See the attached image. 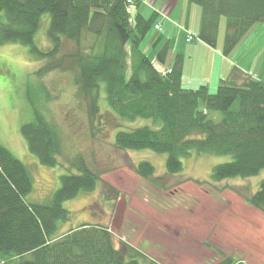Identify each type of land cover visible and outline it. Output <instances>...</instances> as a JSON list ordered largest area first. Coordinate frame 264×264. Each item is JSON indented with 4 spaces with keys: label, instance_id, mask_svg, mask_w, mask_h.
<instances>
[{
    "label": "trees",
    "instance_id": "obj_1",
    "mask_svg": "<svg viewBox=\"0 0 264 264\" xmlns=\"http://www.w3.org/2000/svg\"><path fill=\"white\" fill-rule=\"evenodd\" d=\"M189 1L202 9L198 39L209 47L216 46L220 17L226 19L225 56L264 20V0ZM43 14L49 15L47 50L34 43ZM153 18L128 14L124 0H0V45L28 47L36 60L44 62L35 72L41 79L54 71L72 74L78 95L88 104L91 123L101 99L117 119L153 122L155 127L116 133V150L164 154L170 175L182 171L181 159L191 152L230 156V161L213 166L214 183L260 174L264 171V82L233 68L214 92L207 86L183 88V57H171L167 42L154 60L140 50L154 26ZM168 69L170 73L163 75ZM213 113L220 114L218 121L211 118ZM20 133L41 165H57L62 155L58 130L36 108ZM67 170L48 200L29 201L30 168L0 144V263L158 264L127 244L117 247L108 225L84 223L60 233L70 219L65 201L92 193L100 185L110 189L81 155L67 161ZM133 171L157 182L148 161H139ZM103 197L109 200L107 193ZM243 199L264 214V178L258 190ZM221 255L218 264H244Z\"/></svg>",
    "mask_w": 264,
    "mask_h": 264
},
{
    "label": "rangeland",
    "instance_id": "obj_2",
    "mask_svg": "<svg viewBox=\"0 0 264 264\" xmlns=\"http://www.w3.org/2000/svg\"><path fill=\"white\" fill-rule=\"evenodd\" d=\"M131 13L145 19L154 17L153 23L161 25V32L153 27L148 30L140 44L143 54L154 60L160 45L169 42L170 51L183 57V88H191L192 81L195 88L206 86L199 82L210 75L212 58L198 39L202 20L199 5L189 0H139ZM48 25L49 15L43 14L34 39L35 45L45 50L50 47ZM225 30L226 19L220 17L216 46L210 47L217 54H223ZM188 35L193 37L190 43L185 41ZM237 47L241 48L233 60L240 55L255 63V57L264 52V20L256 23ZM43 63L28 47L0 45V144L30 168L33 188L27 200H48L59 187V176L68 173L67 161L77 155L110 187L100 185L92 193L65 201L63 207L70 219L62 224L60 233L84 223L108 225L117 247L127 244L158 264H218L223 260L221 254L235 262L264 264V214L243 199L258 190L264 171L246 179L214 183L213 166L230 161V156L191 152L181 159L182 171L170 175L165 171L164 154L116 150V133L155 127L153 122L117 119L101 99L91 123L88 104L78 95L73 75L54 71L41 79L35 72ZM262 63L258 74L264 82V60ZM155 65L164 67L158 62ZM209 90L214 92L215 87ZM33 107L58 130L62 155L55 167L41 165L20 133V127L32 121ZM211 116L220 119L219 113ZM139 161L153 165L158 178L155 184L133 171ZM104 193L109 200L104 199Z\"/></svg>",
    "mask_w": 264,
    "mask_h": 264
},
{
    "label": "crops",
    "instance_id": "obj_3",
    "mask_svg": "<svg viewBox=\"0 0 264 264\" xmlns=\"http://www.w3.org/2000/svg\"><path fill=\"white\" fill-rule=\"evenodd\" d=\"M156 24H159V23H155L154 25H156ZM161 31H162V29H161ZM167 43L169 45V42H167ZM163 44H161L160 47ZM202 46L204 48H206L208 50V52L211 53V58H212L211 69H212V71H211L210 75L205 80H203L204 82H199V83L205 84L208 88L209 87H213V88L215 87L216 88L219 81L221 79H225L226 77H228L230 75L231 71L233 70V68L240 69L242 72L250 74L255 79H258V80L260 79L259 74H258L259 73L258 69L263 66L262 61L264 60V57H263L264 52L262 53V55L258 56V58L255 57V63L251 64L247 60H244L240 55H238L239 57H237V58H235V60H233V57L236 56V54H238L237 52H238L239 48H241V47L236 46L234 48V50L229 55L225 56L223 54H217V53L211 51L210 47L204 43H202ZM169 49H170V47H169ZM169 54L171 57H173L175 55V52L170 51ZM214 68H215V72H216L215 75H214ZM183 77H184V73H183V68H182V82H183ZM193 83H194L193 81L190 82L189 84L191 85L190 86L191 88H186V89H196L195 87L197 84H193ZM182 87H183V85H182Z\"/></svg>",
    "mask_w": 264,
    "mask_h": 264
},
{
    "label": "built area",
    "instance_id": "obj_4",
    "mask_svg": "<svg viewBox=\"0 0 264 264\" xmlns=\"http://www.w3.org/2000/svg\"><path fill=\"white\" fill-rule=\"evenodd\" d=\"M125 4L127 5V13L130 14L131 13V7L138 1V0H124ZM154 29L158 32L161 31V26L159 24L154 26ZM186 42H192L193 37H191L190 35H188L186 37ZM166 73H170V69L166 70L163 72V75H165Z\"/></svg>",
    "mask_w": 264,
    "mask_h": 264
}]
</instances>
